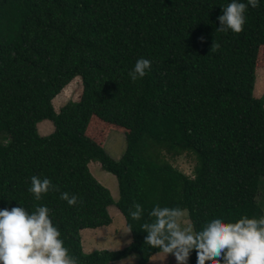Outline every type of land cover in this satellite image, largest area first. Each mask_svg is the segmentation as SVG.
Listing matches in <instances>:
<instances>
[{
    "label": "trees",
    "instance_id": "trees-1",
    "mask_svg": "<svg viewBox=\"0 0 264 264\" xmlns=\"http://www.w3.org/2000/svg\"><path fill=\"white\" fill-rule=\"evenodd\" d=\"M258 68L264 0H0V264H41L18 244L34 219L69 264H264ZM77 79L81 98L56 111ZM111 130L125 135L119 160ZM184 155L192 176L170 161ZM92 161L117 178V201ZM112 205L131 244L85 252L81 232L112 224Z\"/></svg>",
    "mask_w": 264,
    "mask_h": 264
},
{
    "label": "rangeland",
    "instance_id": "rangeland-1",
    "mask_svg": "<svg viewBox=\"0 0 264 264\" xmlns=\"http://www.w3.org/2000/svg\"><path fill=\"white\" fill-rule=\"evenodd\" d=\"M83 88L81 80L77 79L72 82L60 95L53 101L55 110H59L68 101H78L81 98ZM254 96L257 98L264 97V68H258L256 71V85ZM43 123V122H42ZM54 127L51 123L42 126L40 123V134L49 135L53 132ZM44 132V133H43ZM101 134L95 139L101 140ZM103 140V139H102ZM104 141V142H103ZM102 142L105 150L115 160H119L126 150L125 135L119 131L111 130ZM172 164L178 169L192 176L195 160L187 155L170 159ZM93 176L112 194L114 201L119 198V188L117 178L102 169L101 164L92 161L89 165ZM109 213L112 218V224L97 229H87L81 232L82 244L84 251L89 253L95 250L117 251L125 248L132 242V235L126 225L125 217L115 205L109 207ZM180 234L183 240L190 239L193 236V228L190 220L187 219L185 211L178 213ZM45 220V219H44ZM42 219L32 220L21 234L19 246L27 248L31 253L37 256L41 264H69L67 259L58 249L56 242L50 237L47 224ZM191 232V234H188ZM187 257L184 254L171 256L167 253H159L150 259L148 264H185ZM138 258L133 255L124 260L112 262L110 264H137Z\"/></svg>",
    "mask_w": 264,
    "mask_h": 264
}]
</instances>
